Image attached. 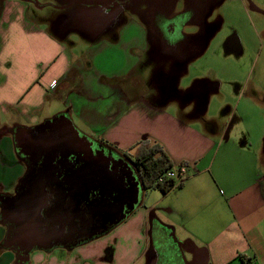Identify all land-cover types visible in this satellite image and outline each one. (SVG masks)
<instances>
[{
  "label": "crops",
  "instance_id": "obj_1",
  "mask_svg": "<svg viewBox=\"0 0 264 264\" xmlns=\"http://www.w3.org/2000/svg\"><path fill=\"white\" fill-rule=\"evenodd\" d=\"M43 1L0 0V195L14 196L28 169L16 149L19 128L66 118L81 138L104 150L126 151L147 139L163 146L175 169L187 164L188 175L167 194L141 189L138 207L108 239L123 229L150 235L153 221L171 231L190 264H264V168L256 154L264 156V107L249 98L256 122L249 115L240 120L241 131L223 144L217 117H194L186 105L153 98L132 80L140 59L131 65L123 51L140 38L148 43L151 34L140 24L130 33L133 20L120 14L96 31L88 22L82 31L76 15L83 0ZM251 1L264 10V0ZM97 5L102 18L116 10L103 9L109 7L103 0ZM4 237L0 227V243ZM114 246V257L124 259L120 240ZM77 247L35 251L30 260L78 264ZM5 255L0 264L13 263L14 255Z\"/></svg>",
  "mask_w": 264,
  "mask_h": 264
},
{
  "label": "rangeland",
  "instance_id": "obj_2",
  "mask_svg": "<svg viewBox=\"0 0 264 264\" xmlns=\"http://www.w3.org/2000/svg\"><path fill=\"white\" fill-rule=\"evenodd\" d=\"M99 1L83 0L77 8L76 18L81 21V30L85 31L89 22L93 26L89 31H96L98 28L94 26L115 21L122 15L123 9L126 14L123 17L120 15V19L133 20L130 33L138 23L151 34L148 43H142L140 38L137 45L128 44V53L124 50L123 56L129 57L131 65L137 64L140 59L138 74L132 73L130 77L144 90H150L153 98L164 96L167 100L182 103L192 110L194 117H217L221 133L225 135L223 144L229 143L234 131H241L240 120L249 115L256 122L257 114L247 106V101L250 98L264 107V10L261 7L251 4V0H103L104 5L109 6L103 9L111 10L116 5V10L113 13L110 11L107 18H102V7L93 6ZM39 2L46 3L43 0ZM234 36L238 42L232 41ZM86 47L83 42L78 44L80 53L86 51ZM56 122L52 120L47 126L63 131L62 125ZM66 138L75 148H82L76 138L70 135ZM113 153L112 149H96L93 145L86 146L85 154L88 159L111 167L118 161ZM261 153L256 152L264 168ZM133 182L142 189L135 172ZM153 224L152 221L151 228ZM0 227L5 230V237L0 243V259L8 258L4 254L10 252L15 257L10 264H19L21 260L17 253L3 247L7 227L1 222ZM119 228L78 245L76 255L77 260H81L78 264H101L103 256H107L108 264H190L192 260L185 251L183 255L172 239L162 241L160 245L158 243V259L151 228L150 235H133L124 229L119 230L109 240L108 237ZM118 240L125 253L124 259L119 254L116 257L113 255L116 250L114 242ZM96 254L99 261H94L95 256L92 255ZM29 261L32 264L30 258ZM44 264L48 261L45 260Z\"/></svg>",
  "mask_w": 264,
  "mask_h": 264
},
{
  "label": "water",
  "instance_id": "obj_3",
  "mask_svg": "<svg viewBox=\"0 0 264 264\" xmlns=\"http://www.w3.org/2000/svg\"><path fill=\"white\" fill-rule=\"evenodd\" d=\"M56 121L63 131L49 128L47 123L38 129L19 128L15 132L17 148L31 156L33 164L41 163L38 170L32 171L28 191L10 202L9 214L18 224L19 242L25 254L34 249L50 251L74 242L91 241L120 225L140 203L141 189L133 182L134 170L129 163L121 159L109 167L88 159L86 146L93 144L81 138L66 118ZM64 131L66 136L79 140L82 148L71 145ZM48 186H54L51 195ZM92 189L102 191L100 206L82 211L81 202ZM97 216H101L99 226L87 231ZM75 217L81 225L77 238L61 241L64 227L72 226Z\"/></svg>",
  "mask_w": 264,
  "mask_h": 264
},
{
  "label": "trees",
  "instance_id": "obj_4",
  "mask_svg": "<svg viewBox=\"0 0 264 264\" xmlns=\"http://www.w3.org/2000/svg\"><path fill=\"white\" fill-rule=\"evenodd\" d=\"M16 149L21 159H23L27 164L28 169L17 186L15 196L0 195V222L7 227V236L3 247L10 248L19 255L22 251V244L19 242L16 223L9 214L11 204L10 202L17 200L25 193L26 189L28 188V182L32 177V171L34 168H32V164L30 163L29 159L26 158V156L20 151V149L17 148V143ZM110 149L114 151L115 155L130 164L138 177L142 189L145 191L157 190L162 194H167L177 186H181L185 180L184 179L182 183L178 185L177 178L171 177L170 173L176 172L181 166H187V164L184 163L179 168L175 169L169 155L166 153L163 146L157 142H151L150 140L146 139L138 142L131 149L126 151H120L115 149L114 147ZM39 164L41 163H38V165L35 167L36 170L39 169ZM101 192L102 191L99 189H92L90 191L89 197L85 200H82L81 202L82 211L89 212L94 208H99V202L103 197ZM100 221L101 216H97L94 221L95 226H99ZM153 223L155 224H153L154 226H152L151 228V235L153 237L154 244L156 245L155 249L158 253L159 259L160 256L158 249L159 246H157L158 243L160 245V243H163L162 241L165 240L166 242H169L168 240L171 238L173 239V237L171 231L168 230L165 226H161L156 222ZM162 233H164L165 235H163ZM81 243H79L78 245H80ZM174 244L176 245L175 242ZM182 259L183 257L181 256V260Z\"/></svg>",
  "mask_w": 264,
  "mask_h": 264
},
{
  "label": "flooded vegetation",
  "instance_id": "obj_5",
  "mask_svg": "<svg viewBox=\"0 0 264 264\" xmlns=\"http://www.w3.org/2000/svg\"><path fill=\"white\" fill-rule=\"evenodd\" d=\"M95 146V148L97 149L98 147L96 146V145H94ZM100 149H102V148H100ZM21 151V150H20ZM25 151H27L26 150V148H25ZM114 155H115V153H113ZM26 156V158H28L29 159V161H30V158H31V156H27V155H25ZM117 158H118V160H121L122 158H119L117 155H115ZM31 164H32V168H34L35 169V167L37 166V164L35 165V164H33L32 162H30ZM41 167V164H39V168ZM31 180V179H30ZM30 180H29V182H30ZM29 182H28V188H29ZM54 186H48L47 187V191L49 192V194L51 195V194H53V192H54V188H53ZM28 188L26 189V191H25V193L28 191ZM24 193V194H25ZM15 222V221H14ZM92 222V221H91ZM16 223V222H15ZM95 226V223L93 222V223H91V224H89V228L88 229H86L87 231L88 230H90V229H92L93 227ZM16 227H17V232H18V235H19V228H18V224L16 223ZM78 227L81 229V225H80V222L78 221V219H76V217H75V219H74V223H73V225L72 226H69V225H66V227H64V238H62V240L61 241H65V240H69V239H76L77 238V236H78V233H77V229H78ZM110 232V231H109ZM79 243H81V242H79ZM78 243V244H79ZM78 244H76V242H74V243H71V244H69V246L68 247H62V246H59V247H56V248H64V249H68V250H70V249H73L74 247H77L78 246ZM55 249V248H54ZM54 249H52V250H54ZM35 250H37V249H34L33 251H35ZM52 250H50V251H52ZM33 251H31L29 254H25L24 253V251L22 250L21 251V253L18 255V259L19 260H21V262L19 263V264H29V258H30V255H31V253L33 252ZM39 251V250H38ZM47 252V251H46Z\"/></svg>",
  "mask_w": 264,
  "mask_h": 264
},
{
  "label": "built area",
  "instance_id": "obj_6",
  "mask_svg": "<svg viewBox=\"0 0 264 264\" xmlns=\"http://www.w3.org/2000/svg\"><path fill=\"white\" fill-rule=\"evenodd\" d=\"M55 84V83H54ZM188 175V167L181 166L176 172L170 173L171 177L177 178V184H181L185 177Z\"/></svg>",
  "mask_w": 264,
  "mask_h": 264
}]
</instances>
